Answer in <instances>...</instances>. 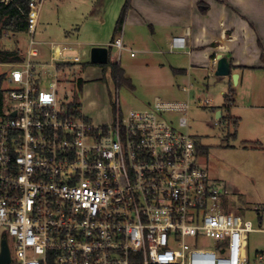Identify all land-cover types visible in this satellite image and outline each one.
Returning a JSON list of instances; mask_svg holds the SVG:
<instances>
[{
    "label": "built area",
    "instance_id": "1",
    "mask_svg": "<svg viewBox=\"0 0 264 264\" xmlns=\"http://www.w3.org/2000/svg\"><path fill=\"white\" fill-rule=\"evenodd\" d=\"M47 1H29L28 48L3 84L0 256L6 240L9 264H246L248 235L261 230L228 212L189 131L190 111L212 101L156 98L123 112L116 100L113 121L93 123L59 98L61 67L81 63L63 54L76 48L51 44L41 62ZM108 48L120 64L122 32ZM185 48L186 37L172 39L171 51Z\"/></svg>",
    "mask_w": 264,
    "mask_h": 264
},
{
    "label": "rangeland",
    "instance_id": "2",
    "mask_svg": "<svg viewBox=\"0 0 264 264\" xmlns=\"http://www.w3.org/2000/svg\"><path fill=\"white\" fill-rule=\"evenodd\" d=\"M61 1L43 5L35 36L43 44V63L50 64L51 44L72 46L76 50L64 52L63 57L81 58V63L63 66L58 73L64 78L59 86L60 101L79 103L83 114L95 124H110L116 100L123 112L146 110L156 98L191 100L197 105L200 99L211 100V108L194 107L190 111L189 131L212 180L223 185L228 212L250 220L255 229L261 230L248 235L246 264H264L260 259L264 255V68L240 72L244 79L233 85L235 102L229 107L228 77H218L216 71L209 78L206 73L177 75L174 70L189 68V56L183 51H171L168 39L155 37L148 29L151 42L147 46L130 45L122 53L120 66L126 80L117 86L109 68L105 70L103 65L91 62L90 52L94 47H109L123 8L117 11L115 3L111 6L114 0H104L103 5L97 0ZM91 7L94 12L87 15ZM28 38V34L6 33L0 49H17L24 54ZM111 56L117 60L118 51L112 49ZM210 67L213 68L212 61ZM11 70L0 65V75ZM45 71L47 83L56 73L55 66ZM79 79L84 82L81 90L77 87ZM190 83L194 90L188 96L182 88ZM7 103L12 101L7 99ZM215 111L222 112L218 122Z\"/></svg>",
    "mask_w": 264,
    "mask_h": 264
},
{
    "label": "crops",
    "instance_id": "3",
    "mask_svg": "<svg viewBox=\"0 0 264 264\" xmlns=\"http://www.w3.org/2000/svg\"><path fill=\"white\" fill-rule=\"evenodd\" d=\"M125 1L114 0L111 6L115 3L117 11L127 6L122 28L126 47L147 46L151 42L148 29L151 35L168 39L169 47L174 37H186V48L179 51L189 56L190 66L174 70L177 75L206 73L209 78L210 62L218 55L231 61L232 73L239 75L238 83L244 79L241 71L264 68V0H127L124 6ZM91 8L87 15L94 12L95 8ZM228 78L233 88L232 77ZM192 90L191 83L182 88L188 96Z\"/></svg>",
    "mask_w": 264,
    "mask_h": 264
},
{
    "label": "trees",
    "instance_id": "4",
    "mask_svg": "<svg viewBox=\"0 0 264 264\" xmlns=\"http://www.w3.org/2000/svg\"><path fill=\"white\" fill-rule=\"evenodd\" d=\"M29 1L30 0H0V41L3 39L6 33H10L12 35H27V13L29 11ZM127 6L124 7L118 21L116 24V29L114 33V40L118 36L119 33L122 32V28L124 25L125 17H126ZM202 13H205V10H202ZM264 53L262 54V56ZM22 53L20 51L13 50H4L0 49V65H9L21 62ZM104 69H110L112 78L114 79L117 86H120L121 83L125 82V72L121 68L120 64L113 63L108 61L107 64L103 65ZM234 67L232 66V69ZM177 72V71H175ZM180 72V71H179ZM177 74V73H176ZM7 77V73L0 75V105L3 103L5 97V91L3 90L4 80ZM83 80L79 79L77 82V87L79 90L83 87ZM234 96L232 87L230 88V92L227 97L229 107L234 105ZM73 106L77 109L80 108L79 103L73 102ZM228 107V108H229ZM222 119V118H221ZM235 126L238 125V119L234 121Z\"/></svg>",
    "mask_w": 264,
    "mask_h": 264
},
{
    "label": "water",
    "instance_id": "5",
    "mask_svg": "<svg viewBox=\"0 0 264 264\" xmlns=\"http://www.w3.org/2000/svg\"><path fill=\"white\" fill-rule=\"evenodd\" d=\"M91 62L97 65H105L110 59L109 49L106 47H94L90 52ZM218 65L216 68V76L218 77H232L235 85L238 84L239 75L232 73V63L223 55H218ZM222 117V112L217 111L216 118L220 119ZM11 262L10 253L7 247L6 240L3 241V251L0 256V264H9Z\"/></svg>",
    "mask_w": 264,
    "mask_h": 264
}]
</instances>
